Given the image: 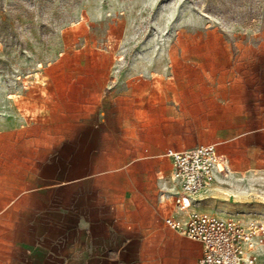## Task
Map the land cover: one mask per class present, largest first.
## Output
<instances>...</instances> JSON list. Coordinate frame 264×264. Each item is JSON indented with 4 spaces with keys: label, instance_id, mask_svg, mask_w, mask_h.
I'll return each mask as SVG.
<instances>
[{
    "label": "rangeland",
    "instance_id": "obj_1",
    "mask_svg": "<svg viewBox=\"0 0 264 264\" xmlns=\"http://www.w3.org/2000/svg\"><path fill=\"white\" fill-rule=\"evenodd\" d=\"M143 130L178 143L159 161L214 143L225 170L196 203L264 222V0H0V259L54 232L39 187L94 190Z\"/></svg>",
    "mask_w": 264,
    "mask_h": 264
},
{
    "label": "crops",
    "instance_id": "obj_2",
    "mask_svg": "<svg viewBox=\"0 0 264 264\" xmlns=\"http://www.w3.org/2000/svg\"><path fill=\"white\" fill-rule=\"evenodd\" d=\"M122 139L129 148L126 160L101 171L103 176L94 178V190L86 186L85 178L71 179L63 188L37 189L31 209L51 212L47 221L54 232L37 237L27 254L8 253L0 264H197L202 255L200 243L163 221L168 212L181 213L161 199L169 185L159 174L167 169L165 177L171 180V167L166 157L157 160L159 155L152 148L178 143L153 142L151 132L145 130ZM199 144L207 143L195 145ZM75 158L82 162L85 157ZM41 192L52 198L45 203ZM190 210L203 211L196 197ZM138 242L171 244L174 249L137 250Z\"/></svg>",
    "mask_w": 264,
    "mask_h": 264
},
{
    "label": "built area",
    "instance_id": "obj_3",
    "mask_svg": "<svg viewBox=\"0 0 264 264\" xmlns=\"http://www.w3.org/2000/svg\"><path fill=\"white\" fill-rule=\"evenodd\" d=\"M164 156L170 163L172 185L163 190L161 199L181 215L168 212L163 221L168 228L200 243L202 255L197 264H257L264 245V222L243 224L235 218L190 210L194 198L221 172L222 156L216 145L167 148Z\"/></svg>",
    "mask_w": 264,
    "mask_h": 264
},
{
    "label": "bare ground",
    "instance_id": "obj_4",
    "mask_svg": "<svg viewBox=\"0 0 264 264\" xmlns=\"http://www.w3.org/2000/svg\"><path fill=\"white\" fill-rule=\"evenodd\" d=\"M224 170H225V168H224V166L222 165V167H221V172L224 171Z\"/></svg>",
    "mask_w": 264,
    "mask_h": 264
}]
</instances>
